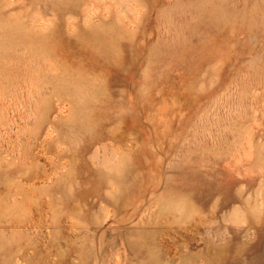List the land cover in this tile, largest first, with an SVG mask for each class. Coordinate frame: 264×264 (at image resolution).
I'll use <instances>...</instances> for the list:
<instances>
[{
    "label": "rangeland",
    "instance_id": "1",
    "mask_svg": "<svg viewBox=\"0 0 264 264\" xmlns=\"http://www.w3.org/2000/svg\"><path fill=\"white\" fill-rule=\"evenodd\" d=\"M0 264H264V0H0Z\"/></svg>",
    "mask_w": 264,
    "mask_h": 264
}]
</instances>
